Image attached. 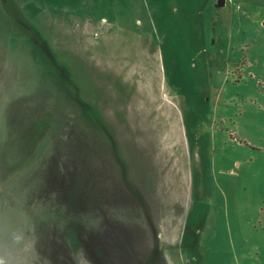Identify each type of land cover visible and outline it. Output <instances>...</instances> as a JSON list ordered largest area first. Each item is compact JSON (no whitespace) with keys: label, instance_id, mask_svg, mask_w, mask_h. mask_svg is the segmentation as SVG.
<instances>
[{"label":"rangeland","instance_id":"obj_1","mask_svg":"<svg viewBox=\"0 0 264 264\" xmlns=\"http://www.w3.org/2000/svg\"><path fill=\"white\" fill-rule=\"evenodd\" d=\"M156 245L151 264H264V0H0V257Z\"/></svg>","mask_w":264,"mask_h":264},{"label":"flooded vegetation","instance_id":"obj_2","mask_svg":"<svg viewBox=\"0 0 264 264\" xmlns=\"http://www.w3.org/2000/svg\"><path fill=\"white\" fill-rule=\"evenodd\" d=\"M28 28H30V25L29 24H27V29ZM30 34L32 35V38H33V40H35L36 43L39 42L40 47H41V52L43 53V51H44L45 54H48V55L51 56L53 62L55 63V68H54V70H52V72L57 76L56 77V81H57V79H58V72L59 71L61 72V68H60V66L56 62V55H55L54 51L49 47V45L47 44V42L45 41V39L43 38V36L41 34L39 35V33L37 32L36 37H34V35H33L32 32H30ZM88 108H90V106H88ZM90 113H91L90 116L93 119V121L95 123H98V120L99 119L97 117L98 116L97 115V112L92 109Z\"/></svg>","mask_w":264,"mask_h":264},{"label":"trees","instance_id":"obj_3","mask_svg":"<svg viewBox=\"0 0 264 264\" xmlns=\"http://www.w3.org/2000/svg\"><path fill=\"white\" fill-rule=\"evenodd\" d=\"M59 71V70H58ZM60 74V71L58 72V75ZM58 80V79H57ZM57 83V82H56ZM76 97H77V95H76ZM76 101H77V104L79 105V107L82 109V113L84 114V115H86L87 117H90L91 118V116H90V112H91V110L93 109V110H96V109H94L93 107H91L88 103H86V102H82L81 101V99L79 98V99H76ZM88 106H90V108H88ZM86 117V118H87ZM92 119V118H91ZM93 120V119H92ZM94 122V121H93ZM157 246L158 245H156L155 246V250L156 251H154V256L152 255L151 257H150V260H149V262L147 263V264H151V263H153L154 262V260H156L155 258H156V255L158 254V252H159V248H157ZM157 261V260H156Z\"/></svg>","mask_w":264,"mask_h":264},{"label":"crops","instance_id":"obj_4","mask_svg":"<svg viewBox=\"0 0 264 264\" xmlns=\"http://www.w3.org/2000/svg\"><path fill=\"white\" fill-rule=\"evenodd\" d=\"M28 24L30 25V29H31V32L33 33L34 37H36L37 35V30H36V26L32 25L31 23L28 22ZM39 35L41 34L40 32H38Z\"/></svg>","mask_w":264,"mask_h":264},{"label":"clouds","instance_id":"obj_5","mask_svg":"<svg viewBox=\"0 0 264 264\" xmlns=\"http://www.w3.org/2000/svg\"><path fill=\"white\" fill-rule=\"evenodd\" d=\"M0 264H5V260L2 257H0Z\"/></svg>","mask_w":264,"mask_h":264}]
</instances>
